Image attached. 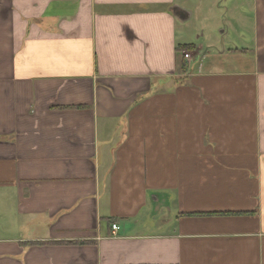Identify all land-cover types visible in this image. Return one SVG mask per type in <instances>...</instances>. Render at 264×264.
<instances>
[{"label": "crops", "instance_id": "0c3cea01", "mask_svg": "<svg viewBox=\"0 0 264 264\" xmlns=\"http://www.w3.org/2000/svg\"><path fill=\"white\" fill-rule=\"evenodd\" d=\"M0 264H264V0H0Z\"/></svg>", "mask_w": 264, "mask_h": 264}, {"label": "built area", "instance_id": "2783aa9c", "mask_svg": "<svg viewBox=\"0 0 264 264\" xmlns=\"http://www.w3.org/2000/svg\"><path fill=\"white\" fill-rule=\"evenodd\" d=\"M185 58L189 59L190 55L189 54H185ZM119 230V227L117 225H113V231H114V236H116V232Z\"/></svg>", "mask_w": 264, "mask_h": 264}, {"label": "trees", "instance_id": "16d2710c", "mask_svg": "<svg viewBox=\"0 0 264 264\" xmlns=\"http://www.w3.org/2000/svg\"><path fill=\"white\" fill-rule=\"evenodd\" d=\"M190 49H192L191 47H189Z\"/></svg>", "mask_w": 264, "mask_h": 264}]
</instances>
